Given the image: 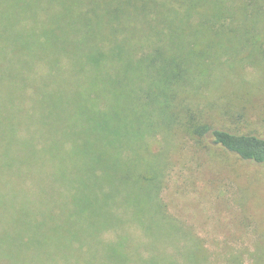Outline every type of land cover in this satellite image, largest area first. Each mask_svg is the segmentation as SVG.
I'll return each mask as SVG.
<instances>
[{"label": "trees", "instance_id": "obj_1", "mask_svg": "<svg viewBox=\"0 0 264 264\" xmlns=\"http://www.w3.org/2000/svg\"><path fill=\"white\" fill-rule=\"evenodd\" d=\"M247 2L0 0V96L12 100L0 111L11 119L0 123V264L198 262L161 198L169 158L147 138L185 131L264 163L263 134L214 124L184 97L206 59L260 40L264 7L241 12Z\"/></svg>", "mask_w": 264, "mask_h": 264}, {"label": "rangeland", "instance_id": "obj_2", "mask_svg": "<svg viewBox=\"0 0 264 264\" xmlns=\"http://www.w3.org/2000/svg\"><path fill=\"white\" fill-rule=\"evenodd\" d=\"M261 3L264 7V0H248L241 12L246 8L251 13ZM243 27L241 22L230 31L241 33ZM213 31L221 33L222 28ZM255 32H262L260 40L253 43L259 51L253 52L252 44L241 51L236 50L238 46L218 51L216 59H206L209 70L198 78V87L188 89L184 97L193 110L214 124L237 125L264 135V27ZM129 60L132 65L137 62L135 58ZM5 71L0 78L10 74ZM36 71L47 73V63L38 64ZM11 101L0 96V111H4V103ZM6 118L0 120L2 125L10 124L9 113ZM147 140L153 152L164 150L169 158L161 198L168 213L192 236L195 250L203 255L191 264H264V163L244 161L219 146L199 145L185 131L175 135L157 132ZM127 228L135 239H140L135 228ZM105 239H115V234L109 232ZM15 249L23 251L19 253L23 258L32 257L36 251ZM74 249L78 252L88 248ZM124 250L128 253L135 248ZM139 252L146 254L142 248ZM11 261L4 262L13 264ZM57 262L68 261L58 258ZM82 263L88 261L82 259ZM180 263L187 264L185 260Z\"/></svg>", "mask_w": 264, "mask_h": 264}]
</instances>
